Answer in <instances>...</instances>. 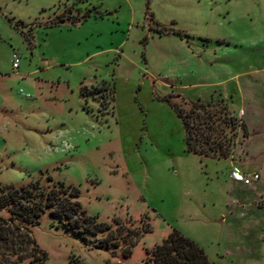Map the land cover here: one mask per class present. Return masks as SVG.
<instances>
[{
  "label": "rangeland",
  "instance_id": "374dc122",
  "mask_svg": "<svg viewBox=\"0 0 264 264\" xmlns=\"http://www.w3.org/2000/svg\"><path fill=\"white\" fill-rule=\"evenodd\" d=\"M242 71L212 91L234 90L247 138L238 124L227 160L188 154L169 101H218L205 85ZM232 167L260 180L233 182ZM47 175L110 230L77 235L46 211L28 227L36 264H145L173 230L210 264H264V0H0V188Z\"/></svg>",
  "mask_w": 264,
  "mask_h": 264
},
{
  "label": "trees",
  "instance_id": "16d2710c",
  "mask_svg": "<svg viewBox=\"0 0 264 264\" xmlns=\"http://www.w3.org/2000/svg\"><path fill=\"white\" fill-rule=\"evenodd\" d=\"M87 17L88 15L83 16L82 22ZM66 20L61 15L49 22L45 28L59 26ZM78 22L82 23L80 19H75L72 24ZM157 33L159 36L174 35L182 38L175 31L160 29ZM180 101L185 108L170 101L169 104L182 123L185 151L188 154L200 158L227 160L234 152L239 126L242 129V138H247L245 125L239 124L231 116L226 101L218 100L209 104L188 102L183 98ZM79 195L77 188L54 182L48 175L31 180L21 187L0 188V264H18L28 259L30 264L43 261L29 235L28 227L38 224L40 216L46 211L65 221L66 229L77 235L96 236L109 231L108 226L96 223L86 215L76 201ZM144 232H149V227ZM119 233L123 236L122 232ZM138 236L137 233L130 232L123 237V241L128 244L124 251L125 257L131 254L130 249L136 244ZM108 242V239L102 240L97 247H108ZM146 254L145 264H210L204 251L176 230Z\"/></svg>",
  "mask_w": 264,
  "mask_h": 264
},
{
  "label": "crops",
  "instance_id": "0c3cea01",
  "mask_svg": "<svg viewBox=\"0 0 264 264\" xmlns=\"http://www.w3.org/2000/svg\"><path fill=\"white\" fill-rule=\"evenodd\" d=\"M165 37H170V38H172L173 39V41H174V43H178V44H176V45H180V46H182V44H181V39L180 38H178V37H176V36H174V35H165ZM176 41V42H175ZM19 69V68H18ZM195 74L196 75V73H195V71H193L192 72V74ZM201 73V72H200ZM248 73L247 72H244V71H242V72H238V73H236V74H230V75H226V79L224 80V81H221V82H218V83H215V84H209V85H205V86H207L208 88H210L211 89V92H209V96H208V99L206 100V102L205 103H207V101H211L212 99H215L216 97H218L219 98V100H224V101H226L227 103H228V106H229V102H228V100L230 101L231 99H233L234 98V96H233V91H228V90H226V91H223L224 89H222L221 91H219V94H217V91H212L213 89H217L218 87H220V83L221 84H225V85H227V83L230 81V80H239V79H241V78H244L246 75H247ZM16 75V74H15ZM247 77V76H246ZM201 84H203V83H201ZM237 87H238V90L240 89V84L238 83L237 84ZM236 94V93H235ZM178 96H180V95H178ZM181 97V96H180ZM181 98H183V97H181ZM237 99V98H236ZM197 101H200L199 99L197 100ZM235 102H236V104H238L237 106H241V107H243V108H246L247 110H248V113H252V109H251V107L252 106H254V102L252 103V101L251 100H246V99H244L243 98V96H242V98H241V100H235ZM239 102V103H238ZM204 103V102H203ZM247 117V116H246ZM248 118V117H247ZM247 123V122H246ZM246 126V125H245ZM247 128V127H246ZM257 173H259V172H257ZM245 174V173H244ZM231 181H233L232 179H230ZM234 182V181H233ZM237 183V182H236ZM247 187V186H246ZM257 188V185H253L252 186V189H256Z\"/></svg>",
  "mask_w": 264,
  "mask_h": 264
},
{
  "label": "built area",
  "instance_id": "2783aa9c",
  "mask_svg": "<svg viewBox=\"0 0 264 264\" xmlns=\"http://www.w3.org/2000/svg\"><path fill=\"white\" fill-rule=\"evenodd\" d=\"M12 70L17 71L20 65V58L13 54L11 57ZM230 179L234 182L241 183L243 186H250L255 182L260 180V175L258 173L244 174L237 167H232L230 173Z\"/></svg>",
  "mask_w": 264,
  "mask_h": 264
}]
</instances>
